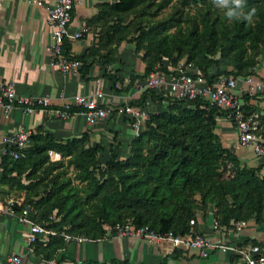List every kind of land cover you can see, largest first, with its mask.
<instances>
[{"label": "trees", "instance_id": "16d2710c", "mask_svg": "<svg viewBox=\"0 0 264 264\" xmlns=\"http://www.w3.org/2000/svg\"><path fill=\"white\" fill-rule=\"evenodd\" d=\"M171 1L100 3L97 14L88 20L96 32L87 53L71 56L67 41L64 53L80 61L86 73L91 55L106 66L122 42H132L145 67L131 82L155 69L168 73L166 64L175 67L180 61L208 80L251 74L264 45V0H244L245 13L255 9L253 23L219 16H207L203 24L195 17L184 24L181 18H154ZM171 27L174 31L169 32ZM105 77L113 88L120 81L111 73ZM147 97L166 101V107L149 113L127 156L111 149L108 158L100 160L103 147L90 144L86 134L60 140L41 128L30 134L18 159L3 155L0 181L23 197L14 210L29 207L36 224L57 233L49 235L45 245L32 243L34 251L50 257L63 245L61 234L104 238L110 227L126 218L159 233L186 234L192 230L190 220L209 205L219 227L264 219V174L260 173L264 164L241 165L222 145L215 131L222 114L205 100H177L155 89H146L129 103L141 106ZM242 100L245 111L253 114L246 104L248 95ZM256 120L255 133L264 144V116ZM49 153L59 154L60 159L50 160Z\"/></svg>", "mask_w": 264, "mask_h": 264}, {"label": "crops", "instance_id": "0c3cea01", "mask_svg": "<svg viewBox=\"0 0 264 264\" xmlns=\"http://www.w3.org/2000/svg\"><path fill=\"white\" fill-rule=\"evenodd\" d=\"M29 1L0 2V78L12 80L18 94L48 96L51 107H56L74 95L92 96L95 89L102 92L101 102L107 105L133 102L146 90L145 78L130 80L132 76L140 77L145 67L142 53L135 52L132 42H122L115 52V59L106 66L99 63L97 55H91L87 60L89 66L86 73L81 71L82 63L73 72H60L51 61V37L47 21V7L55 4L56 0H41L42 6ZM105 2L109 0H74L69 30L77 32L86 28V31L81 38L67 41L71 56L87 53L93 44L96 31L88 25V20L97 14V5ZM166 65L169 70L171 66L168 63ZM187 68L191 73H196L194 67ZM107 73L120 80L114 88L105 77ZM248 76L252 81L264 82V46L257 65ZM236 92L242 99L248 95L246 104L254 110L253 114L264 116V91L255 93L245 81L239 79ZM166 104L164 100L153 101L147 97L140 107L149 114L159 112ZM22 128L30 132L41 128L60 140L86 134L90 144L103 147L99 154L101 159L108 158L111 149L118 156H127L129 145L135 138L129 121L119 115L88 125L80 114L58 119L45 108L28 114L21 107L14 106L9 116L0 110V162L5 155L4 149L9 147L5 139ZM215 131L222 145L238 157L241 165L257 167L264 164V158L257 157L251 145H238L237 130L223 115L217 118ZM260 173L264 174V166ZM11 199L20 205L23 197L16 198V192L0 181V208H4ZM192 220V231L210 239L220 236L214 227L212 205L205 212H197ZM28 233L27 224H20L14 216L0 211V264H6L10 254L20 256L19 264H48V261L54 264H243L241 257L232 251L215 250L206 258H201L196 250L173 249L167 243L156 245L143 239L113 236L109 232L104 238L85 242L66 240L60 235L63 245L54 249L50 257L46 258L27 244ZM48 239L49 235H37V241L43 245ZM226 239L238 246L258 245L264 250V219L259 223L254 218L247 220L246 227L238 232L229 228Z\"/></svg>", "mask_w": 264, "mask_h": 264}, {"label": "built area", "instance_id": "2783aa9c", "mask_svg": "<svg viewBox=\"0 0 264 264\" xmlns=\"http://www.w3.org/2000/svg\"><path fill=\"white\" fill-rule=\"evenodd\" d=\"M1 2V0H0ZM29 2L42 6L41 0H30ZM74 0H56V3L47 7V21L50 27L51 37V61L62 73L73 72L80 68L81 62L68 57L64 53V42L76 40L82 37L86 28L77 32H70L71 12ZM183 61L175 67H170L168 73L155 69L150 71L144 79L146 89H155L164 96H170L177 100L202 99L209 102L216 110L228 119L237 130V143L240 146L251 145L257 157L264 158L263 140L255 133L257 128V115L245 111L242 97L236 92L239 79L246 82L248 88L255 93L264 91V82L252 81L250 76L233 77L217 76L212 80L206 79L202 74L191 73ZM102 92L95 89L92 96L74 95L61 105L51 107L48 96L22 95L18 94L12 80L0 78V110L5 116H9L14 106L21 107L25 113H32L36 109L45 108L58 119H66L74 114H80L85 118L88 125H93L100 120H105L113 115L125 117L131 128L138 136L141 126L148 119V113L138 105L125 102L118 105H107L101 102ZM32 132L22 128L15 135L6 138L9 147L4 149L13 159L21 156V151L29 145V137ZM231 165L229 164L228 167ZM15 200H8L0 211L12 215L20 224L29 226L26 242L31 245L37 240V235H56L54 231L45 229L33 220V213L29 207L22 208L18 213L14 210ZM190 220V224H193ZM247 225L246 220L235 221L230 227L223 228L214 224L217 228L218 237L210 239L202 234L190 230L186 234H176L173 231L163 233L156 232L150 227L135 226L130 218L117 222L109 229V233L117 237H133L160 245L167 243L173 249L196 250L199 257L206 258L210 252L218 250L221 252H236L242 259L243 264H264V250L258 245L238 246L227 241L226 234L229 228L241 231ZM66 240L76 242L92 241V239L77 235L61 234ZM21 258L17 254H10L6 264H19ZM48 264H54L48 261Z\"/></svg>", "mask_w": 264, "mask_h": 264}, {"label": "rangeland", "instance_id": "374dc122", "mask_svg": "<svg viewBox=\"0 0 264 264\" xmlns=\"http://www.w3.org/2000/svg\"><path fill=\"white\" fill-rule=\"evenodd\" d=\"M225 9L218 8L213 3V0H196V2H193V0H172L171 3L167 8L160 11L156 17V19H164L167 17L170 18H181L183 24L186 23L185 21L188 20V22H191L192 17H195L196 21L198 23L203 24V21H205V18L207 16L215 17L219 16L222 19H226V21H231L232 19H229L225 15ZM248 13V12H246ZM255 17L253 16L252 21L249 23L254 22ZM174 31V27L169 29V32ZM264 46V45H263ZM167 103V102H166ZM50 154V160L57 161L60 159V155L57 153H49ZM100 160H102L100 158ZM65 162V161H64ZM16 192V191H15ZM21 195L16 192V198L20 197Z\"/></svg>", "mask_w": 264, "mask_h": 264}, {"label": "clouds", "instance_id": "9594fccd", "mask_svg": "<svg viewBox=\"0 0 264 264\" xmlns=\"http://www.w3.org/2000/svg\"><path fill=\"white\" fill-rule=\"evenodd\" d=\"M216 7L225 9V15L229 19H244L249 22L252 21L255 15V9L253 8L248 13L243 11L244 0H213Z\"/></svg>", "mask_w": 264, "mask_h": 264}]
</instances>
